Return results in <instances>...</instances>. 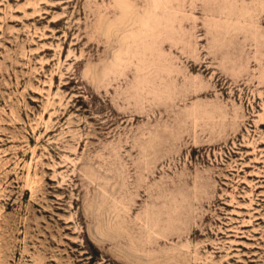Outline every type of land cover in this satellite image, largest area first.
<instances>
[{
  "label": "rangeland",
  "instance_id": "1",
  "mask_svg": "<svg viewBox=\"0 0 264 264\" xmlns=\"http://www.w3.org/2000/svg\"><path fill=\"white\" fill-rule=\"evenodd\" d=\"M0 264H264V0H0Z\"/></svg>",
  "mask_w": 264,
  "mask_h": 264
}]
</instances>
